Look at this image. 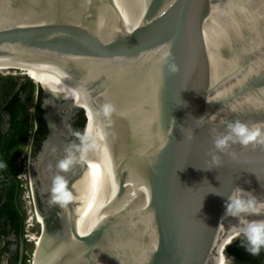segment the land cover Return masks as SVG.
<instances>
[{
    "label": "water",
    "instance_id": "1",
    "mask_svg": "<svg viewBox=\"0 0 264 264\" xmlns=\"http://www.w3.org/2000/svg\"><path fill=\"white\" fill-rule=\"evenodd\" d=\"M2 64L31 66L42 90L32 261L216 264L222 244L234 264L244 224L213 191L264 200V146L234 144L213 167L212 129L264 122V0H0Z\"/></svg>",
    "mask_w": 264,
    "mask_h": 264
},
{
    "label": "trees",
    "instance_id": "2",
    "mask_svg": "<svg viewBox=\"0 0 264 264\" xmlns=\"http://www.w3.org/2000/svg\"><path fill=\"white\" fill-rule=\"evenodd\" d=\"M25 80H22V78ZM27 76L13 74L0 75V170L6 176L13 175L10 182L0 186V240L5 245L0 249V255L10 253V263L18 264L19 251L11 250L12 241L8 239L10 233L18 239L23 237L25 230V212L20 202L22 187L16 179L18 166L17 159L22 154L23 145L32 130V121L35 119V141H40L47 131V126L41 113L42 90L38 87V95L34 109L29 111L33 102L35 84ZM7 116L10 119L7 120ZM83 123L82 118L77 121ZM7 130L4 131L3 127ZM245 237L233 240L225 248V254L232 257L234 264H264V249L258 255H252L246 250ZM28 256L24 255L21 264L27 263ZM1 264V260H0Z\"/></svg>",
    "mask_w": 264,
    "mask_h": 264
},
{
    "label": "clouds",
    "instance_id": "3",
    "mask_svg": "<svg viewBox=\"0 0 264 264\" xmlns=\"http://www.w3.org/2000/svg\"><path fill=\"white\" fill-rule=\"evenodd\" d=\"M165 63H167L169 73L174 74L179 71V66L175 62L165 61ZM232 110L235 111V109ZM112 111L113 107L110 103L103 106V112L106 116ZM219 123L223 126V131L212 129L214 150L210 152V156L213 167L220 165L219 153L235 155L234 152L229 151L234 144L244 147L250 144L264 146V122L247 123L237 119L221 120ZM186 138L190 140L191 134L188 133ZM68 166L69 161L67 160L61 161L58 165L61 169H66ZM213 192L227 196L224 216L230 215L241 218V222L244 224L241 231L247 241L246 250L252 255H258L264 249V221H247L242 217L243 214H264V200L260 199L254 191H246L239 186L227 194L220 191ZM52 193L53 202L64 204L70 199V196L65 192V184L61 177L55 178Z\"/></svg>",
    "mask_w": 264,
    "mask_h": 264
},
{
    "label": "rangeland",
    "instance_id": "4",
    "mask_svg": "<svg viewBox=\"0 0 264 264\" xmlns=\"http://www.w3.org/2000/svg\"><path fill=\"white\" fill-rule=\"evenodd\" d=\"M17 70H7L6 72L4 70H0V75H17L20 76ZM29 79V76L27 77ZM22 80H25L23 77ZM35 82V81H34ZM36 82H38L36 80ZM35 84V83H34ZM38 95V85L35 84V89H34V97H33V102L29 106V111H32L34 109L35 101L37 99ZM34 129V124L32 131ZM32 131L29 135V137L26 140V143L23 146L22 149V155L20 156V160L18 161L19 166L21 167V174L22 176L25 174H28V171L26 170V165L30 161V148L32 145ZM23 183H24V193H23V205L26 209V226H25V238L27 239V253L29 255V259H32L33 253L35 251L36 245L38 244L41 232H42V226L39 225L38 221L36 218H34V212L36 213V208L33 209V199L31 196V186L30 182L23 178ZM4 264H7V259L3 258ZM32 262V261H31Z\"/></svg>",
    "mask_w": 264,
    "mask_h": 264
},
{
    "label": "flooded vegetation",
    "instance_id": "5",
    "mask_svg": "<svg viewBox=\"0 0 264 264\" xmlns=\"http://www.w3.org/2000/svg\"><path fill=\"white\" fill-rule=\"evenodd\" d=\"M8 119H10L9 116H7V120ZM33 122H34V130L33 131L31 130L32 131L33 138H32V145H31V148H30V161L34 157V155L36 154L37 150L40 147V144H41L42 140L44 139V137H45V135L47 133V131H46L44 137L40 141H37V140L35 141V130L37 128L36 127L37 126V123H36V120L35 119L32 121V124H33ZM75 125H77V122L74 121L73 122V127ZM3 130L4 131L7 130L6 126L3 127ZM31 131H30V133H31ZM25 143H26V141H25ZM18 159L16 161V164L18 166V171H17V174H16V179L19 181V184L22 187V192H21V195H20V202H21L22 208L24 209V212H25V221L24 222H25V226H26V209H25V207L23 205V199H22L23 198L22 196H23V193H24V183H23V180L19 177V174L21 173V167L19 166V163H18L19 160ZM11 178H13V175L6 176V174L3 173L0 170V186H2L4 184V182H10L11 181ZM8 239L12 241V244H11V247H10L11 250L15 252L18 249V251H19L18 264H21L24 255H27L28 256V259H29V255L27 253V239L25 238V230H24L23 237H21V238L18 239L19 243H16L17 237L13 233H10ZM4 245H5V240H3V239L0 240V249L3 248ZM3 258H6L7 259V264H12V263H10V259H11L10 258V253L6 252V253L0 255L1 264H4ZM28 259H27V263H28ZM31 261L32 260H30L29 263Z\"/></svg>",
    "mask_w": 264,
    "mask_h": 264
},
{
    "label": "bare ground",
    "instance_id": "6",
    "mask_svg": "<svg viewBox=\"0 0 264 264\" xmlns=\"http://www.w3.org/2000/svg\"><path fill=\"white\" fill-rule=\"evenodd\" d=\"M2 65H5V64H2ZM10 69H12V70H17L18 72H23V71H24V72H28V73L30 74L29 78H31L32 81H35V83L39 84V82H36L37 79H36V77L34 76V74L32 73L31 66H28V65H26V64H18V66L13 67V68L8 67L7 65H5V66H0V70H4L5 72H6L7 70H10ZM37 81H38V80H37ZM34 218H36L37 221H38V223H39V225H41L40 217H39V215H38V213H37V210H36V213H35V215H34ZM221 246H222V244L218 247V250H217L218 255H217V263H216V264H228V259L225 257L224 254H221V253H220V251L222 250V249H221V248H222ZM38 259H39V258H36L34 261L30 262L29 264H37Z\"/></svg>",
    "mask_w": 264,
    "mask_h": 264
},
{
    "label": "built area",
    "instance_id": "7",
    "mask_svg": "<svg viewBox=\"0 0 264 264\" xmlns=\"http://www.w3.org/2000/svg\"><path fill=\"white\" fill-rule=\"evenodd\" d=\"M33 124H34V122H33ZM34 130V129H33ZM18 160H20V158L18 159ZM26 170L28 171V174H25V175H23L22 176V174L20 173L19 174V177L23 180V178H25L26 180H28L30 183V186H31V181H30V161L28 162V164L26 165ZM33 201V200H32ZM33 203V209H35V205H34V202H32ZM34 214H35V212H34ZM29 261H30V259H28V264H29Z\"/></svg>",
    "mask_w": 264,
    "mask_h": 264
}]
</instances>
